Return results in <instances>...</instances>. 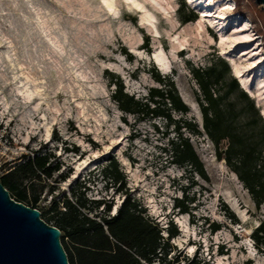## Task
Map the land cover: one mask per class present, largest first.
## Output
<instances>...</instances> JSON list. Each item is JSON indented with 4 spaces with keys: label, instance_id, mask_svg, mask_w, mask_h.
Returning a JSON list of instances; mask_svg holds the SVG:
<instances>
[{
    "label": "rangeland",
    "instance_id": "374dc122",
    "mask_svg": "<svg viewBox=\"0 0 264 264\" xmlns=\"http://www.w3.org/2000/svg\"><path fill=\"white\" fill-rule=\"evenodd\" d=\"M239 1L240 11L237 0H0L2 174L36 153L51 155L59 171L44 182L37 209L46 223L53 226L45 216L52 198L73 188L113 202L112 215L130 195L165 237L176 226L173 264H264V243L254 237L264 222V189L256 201L209 137L189 133L180 121L203 132L191 67L218 58L231 74L242 70L245 92L264 118V8ZM254 5L262 14L256 21ZM156 74L175 81L190 109L172 115L180 130L162 117L125 113L114 100L123 86L144 101L160 87ZM186 138L194 166L173 154ZM227 147L224 141L222 151ZM114 159L124 175L120 191L104 175Z\"/></svg>",
    "mask_w": 264,
    "mask_h": 264
},
{
    "label": "trees",
    "instance_id": "16d2710c",
    "mask_svg": "<svg viewBox=\"0 0 264 264\" xmlns=\"http://www.w3.org/2000/svg\"><path fill=\"white\" fill-rule=\"evenodd\" d=\"M237 4L239 10V0ZM252 13L253 21L262 15L255 5ZM194 20L187 18L183 22ZM191 74L198 86L195 97L203 116V132L188 119L180 120L181 125L191 134L207 135L216 146L218 158L226 161L254 199L260 201L264 189V118L259 108L239 86L225 60L218 58L208 66L191 67ZM155 80L160 87H152L144 101L125 93L123 86L115 92L114 100L125 113L162 117L178 124L180 130L181 122L174 120L172 115H188L190 109L179 96L172 78L156 74ZM181 140L175 144L173 154L177 158L187 155L185 161L196 165L198 158L189 139ZM224 141L228 142V147L222 151ZM50 159L49 154L36 153L0 176L1 184L12 199L38 209L46 187L44 182L52 180L54 173L59 171V165H52ZM104 175L112 186L119 185V191L125 187L124 175L115 159L104 169ZM80 189V186L73 188L70 196L53 197L45 212L53 226L61 231L60 240L69 264H173L168 256L172 251L170 241L178 235L175 225H171L165 237L158 223L147 216L141 202L130 195L112 215L113 202L90 200ZM183 203L177 201V207L182 213H189L190 206ZM218 230L214 228L215 232ZM254 237L264 243V222ZM186 264L209 263L187 258Z\"/></svg>",
    "mask_w": 264,
    "mask_h": 264
},
{
    "label": "water",
    "instance_id": "95a60500",
    "mask_svg": "<svg viewBox=\"0 0 264 264\" xmlns=\"http://www.w3.org/2000/svg\"><path fill=\"white\" fill-rule=\"evenodd\" d=\"M255 1L264 8V0ZM60 238L39 210L12 199L0 182V264H69Z\"/></svg>",
    "mask_w": 264,
    "mask_h": 264
},
{
    "label": "bare ground",
    "instance_id": "6f19581e",
    "mask_svg": "<svg viewBox=\"0 0 264 264\" xmlns=\"http://www.w3.org/2000/svg\"><path fill=\"white\" fill-rule=\"evenodd\" d=\"M161 69H162V71H165L163 66H161ZM233 72H234V75L236 76V78L239 80L241 88L243 90L249 92L250 88H249L248 80L243 77L242 70L241 69H235V67H234Z\"/></svg>",
    "mask_w": 264,
    "mask_h": 264
},
{
    "label": "built area",
    "instance_id": "2783aa9c",
    "mask_svg": "<svg viewBox=\"0 0 264 264\" xmlns=\"http://www.w3.org/2000/svg\"><path fill=\"white\" fill-rule=\"evenodd\" d=\"M2 164H1V159H0V175L2 174Z\"/></svg>",
    "mask_w": 264,
    "mask_h": 264
},
{
    "label": "snow or ice",
    "instance_id": "6c2138e0",
    "mask_svg": "<svg viewBox=\"0 0 264 264\" xmlns=\"http://www.w3.org/2000/svg\"><path fill=\"white\" fill-rule=\"evenodd\" d=\"M193 251L192 249H189V252Z\"/></svg>",
    "mask_w": 264,
    "mask_h": 264
}]
</instances>
